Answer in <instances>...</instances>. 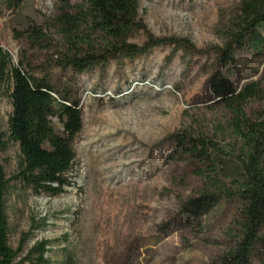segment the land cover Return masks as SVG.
<instances>
[{"label":"rangeland","instance_id":"obj_1","mask_svg":"<svg viewBox=\"0 0 264 264\" xmlns=\"http://www.w3.org/2000/svg\"><path fill=\"white\" fill-rule=\"evenodd\" d=\"M238 2L141 0L146 30L136 31L131 42L144 44L147 32L172 41L149 54L77 72L58 63L60 38L51 25L56 0H21L15 8L0 0V47L15 65L53 85L56 96L78 102L83 116L61 193L36 192L17 177L18 143L0 150L10 179L14 249L30 234L26 248L53 241L52 264H219L234 245L240 203L223 200L199 223L187 220L182 205L202 180L196 163L180 158L173 134L189 130L213 137L229 119L209 78L217 70L213 49L225 40ZM32 25L47 30L49 41L33 45L26 36ZM231 67L238 87L261 84L263 96L245 107L254 118L264 110V60L240 52ZM12 112L10 95L2 91L0 129L6 138ZM50 119L62 134L59 119ZM253 264H264V229Z\"/></svg>","mask_w":264,"mask_h":264},{"label":"trees","instance_id":"obj_2","mask_svg":"<svg viewBox=\"0 0 264 264\" xmlns=\"http://www.w3.org/2000/svg\"><path fill=\"white\" fill-rule=\"evenodd\" d=\"M6 1L10 8L21 4V0ZM140 1L56 0L51 25L60 38L59 65L84 72L149 54L172 41L147 32L144 44L131 42L136 31L146 30L139 14ZM26 36L35 46L50 38L47 30L37 25L30 26ZM186 41V46L191 45ZM213 52L217 70L209 78V86L229 119L213 137L189 130L173 134L180 158L193 160L195 174L202 180V187L187 198L182 209L189 222L199 223L221 201H238L234 245L218 261L253 264L264 229V110L252 118L245 107L250 100L262 97L263 90L259 81L238 87L231 66L240 52H251L264 60V0H239L225 40ZM2 91L9 93L13 112L8 138L0 129V150L11 141L18 143L21 159L17 177L36 192L61 193L76 158L73 142L83 127L79 103L56 96L53 85L15 65L11 54L0 47V98ZM51 116L62 123V134L55 131ZM9 189L10 179L0 163V264H52V240L37 241L26 248L30 234H25L17 250L11 245Z\"/></svg>","mask_w":264,"mask_h":264}]
</instances>
